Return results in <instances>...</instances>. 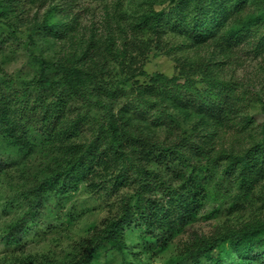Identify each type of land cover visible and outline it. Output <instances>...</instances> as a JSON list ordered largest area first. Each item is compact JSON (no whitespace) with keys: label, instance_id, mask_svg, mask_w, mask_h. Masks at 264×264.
Here are the masks:
<instances>
[{"label":"trees","instance_id":"trees-1","mask_svg":"<svg viewBox=\"0 0 264 264\" xmlns=\"http://www.w3.org/2000/svg\"><path fill=\"white\" fill-rule=\"evenodd\" d=\"M64 1L73 2L0 0V29L15 28L19 21L28 26L30 49L41 37L72 48L65 59L34 56L38 87L54 92L52 100H39L40 112L29 117L30 124L0 91V138L19 156L39 152L45 158L35 173L25 169L18 195L24 209L1 232L4 245L18 246L49 200L59 203L82 189L114 198L115 209L61 264H101L108 251L118 256V264H153L142 256L147 247L133 250L143 243L140 238L150 236L164 248L182 234L179 250L162 264H264L259 211L241 221L227 218L211 233L193 228L206 203L222 193L221 183L232 199L227 215L237 211L244 218L240 210L250 198L264 203V193L255 192L264 182V124L261 138L249 146L216 149L213 141L222 132L246 131L254 121L247 108L262 100L250 83L228 72L239 51L264 54V0H101L98 27L80 38L79 16L61 10ZM182 49L192 52L178 56L175 51ZM172 51L171 76L146 70L152 58ZM123 93L128 98L118 109L113 101ZM72 94L102 110L100 120L90 118L85 132L92 135L86 138L79 137L87 129L85 117L65 113ZM159 125L163 137L154 130ZM16 164L0 159V173ZM185 227L192 231L185 233ZM48 260L15 252L0 264Z\"/></svg>","mask_w":264,"mask_h":264},{"label":"rangeland","instance_id":"rangeland-1","mask_svg":"<svg viewBox=\"0 0 264 264\" xmlns=\"http://www.w3.org/2000/svg\"><path fill=\"white\" fill-rule=\"evenodd\" d=\"M62 3L63 7L61 10L66 7L64 12H72L79 16L77 18L80 23L79 38L87 36L90 33L89 28L93 25L98 27L103 13V1L73 0L72 3H68V1ZM34 10L32 8V13ZM8 29H0V91L5 93L10 101V106L17 110V114L22 117V120L26 124H30L29 117H35L40 112L39 100H52V93L54 92L42 90L38 87L36 76L39 74L40 68L37 65L38 62H35L34 56H42L53 60L65 59L66 53L72 51V48L68 47L67 42L41 37L36 40L34 45L32 44L33 48L30 49L28 47L29 29L26 24L24 25L18 21L15 28L9 27ZM11 30L16 32V36L10 34ZM74 48L76 47L74 46ZM81 48L78 45L76 50L80 51L79 49ZM187 51L182 49L175 52H177L178 56H186L192 52L191 49ZM174 55L176 54L172 51L169 54L163 53L156 58H152L146 65V70L149 73L164 72L171 76L176 63L172 58ZM231 64L228 75L236 77L243 83H250L248 86L253 91H259L262 100L252 101L247 108L246 112L254 120L249 128L239 133L235 130L222 132L219 137L213 140L216 149L221 147L243 148L252 144V141H258L262 136L260 128L264 124V54L256 55L244 49L236 53ZM49 75L52 77L57 76L55 72H50ZM71 96L72 98L68 101L65 113L74 111L73 115L81 114L85 117L83 123H85L84 127L87 129H84V132L79 137L86 138L92 135L90 131L85 132L91 123L89 122L90 118L93 117L95 121L97 119L100 120L102 110L97 107H91L90 109L82 95L72 94ZM129 97L131 98V96ZM127 98L128 95L123 93L119 97L114 98L113 104L119 109ZM154 130L161 137L166 134L162 125L157 126ZM37 153V155H30L28 158L19 156L12 147H9L0 138V159L14 160L17 163L14 166L5 168L0 173V235H2L1 232L4 227L9 222L15 221L24 209V203L21 204L18 195L22 189L21 185L25 184L28 173L25 172V169L29 167L31 174L35 173V170L39 168V163L45 159L40 156L39 152ZM221 185L222 193L216 191L217 194H221L217 195L215 200L206 203L203 211L206 216H199L193 227L194 229L196 228L204 233H211L218 225L223 224L227 218L232 221H241L249 219L251 211H259V213L264 214L263 200L250 198L244 202L246 205L245 209L240 210L241 213H244V218H240L237 211L227 215L228 202H231L232 199H229L230 197H228L226 192L227 184L221 183ZM257 191L264 193V182L255 192ZM114 203V198L102 199L97 194H91L82 189L61 199L59 203H55L54 199H51L46 203L44 212L29 227L27 236L18 246L7 247L0 238V258H3L6 254L23 252L26 254H43L52 263L61 264L63 259L71 256L70 254L72 253L74 254V244L78 240L90 233L96 224L107 215L113 213L115 209ZM212 208H217L216 212H210ZM184 229L187 234L192 231V227H185ZM182 237L185 238V235L182 234V236L175 237L169 246L163 248L162 245H155L152 237L146 236L144 238L143 236V239L140 238L143 243L140 244L139 242V245L133 250L140 252L145 246L149 250L142 256L149 258L153 264H162L170 254L179 250ZM96 257L99 258L100 256L97 255ZM99 259L101 264H118L120 262L118 256L112 255L111 251L106 252L105 257L102 256ZM49 260L48 264L50 263ZM103 260H106V263H103ZM229 264L249 263L236 261Z\"/></svg>","mask_w":264,"mask_h":264}]
</instances>
